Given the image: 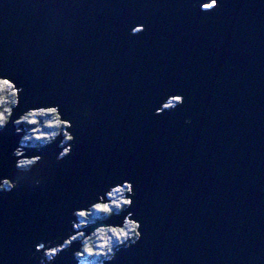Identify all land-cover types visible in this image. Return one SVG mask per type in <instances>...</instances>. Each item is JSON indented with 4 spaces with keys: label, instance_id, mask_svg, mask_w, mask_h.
<instances>
[{
    "label": "water",
    "instance_id": "95a60500",
    "mask_svg": "<svg viewBox=\"0 0 264 264\" xmlns=\"http://www.w3.org/2000/svg\"><path fill=\"white\" fill-rule=\"evenodd\" d=\"M205 2L0 0V75L24 89L13 119L59 105L76 130L60 164L56 145L28 150L47 161L40 187L0 193V264H40L73 210L124 181L142 239L112 264H264V0ZM15 133L0 134V177Z\"/></svg>",
    "mask_w": 264,
    "mask_h": 264
},
{
    "label": "clouds",
    "instance_id": "9594fccd",
    "mask_svg": "<svg viewBox=\"0 0 264 264\" xmlns=\"http://www.w3.org/2000/svg\"><path fill=\"white\" fill-rule=\"evenodd\" d=\"M199 6L200 11L211 13L219 7V0H208ZM145 31L143 25H137L131 29L129 36H140ZM23 94L22 86H18L12 78L0 75V134L11 125L16 129L15 134L21 135L18 146L11 153L15 160V171L9 176L0 177V193L15 191L23 180L31 181L33 187L41 186L43 177L40 176L39 170L47 161L43 155L29 156V149L39 151L40 148L56 145L58 149H62L55 157V163L60 164L72 155V145L76 143L74 124L65 118L59 105L30 107L18 118L13 119ZM185 101L186 97L180 94L169 96L154 115L174 112L182 107ZM91 115L90 111L84 113L85 119ZM192 123L191 119L185 120V124ZM22 129L27 131L22 133ZM135 195L132 183H115L109 185L102 194H97L95 199H90L86 206L73 210L71 230L61 232L47 245L40 243L37 246L36 251L42 252L40 264H55L62 253L72 250L74 244L79 245V250L73 252L78 264L87 261L112 264L120 249L131 248L142 239V224L134 218V213L129 211L134 206ZM121 216L123 219L119 223L109 222ZM89 229L91 231H88Z\"/></svg>",
    "mask_w": 264,
    "mask_h": 264
},
{
    "label": "trees",
    "instance_id": "16d2710c",
    "mask_svg": "<svg viewBox=\"0 0 264 264\" xmlns=\"http://www.w3.org/2000/svg\"><path fill=\"white\" fill-rule=\"evenodd\" d=\"M26 130V129H25ZM27 131V130H26ZM26 148H29V146H25ZM35 147H38V146H35ZM31 149H34V148H31ZM90 263L92 262V261H89ZM94 263H96V262H94Z\"/></svg>",
    "mask_w": 264,
    "mask_h": 264
},
{
    "label": "rangeland",
    "instance_id": "374dc122",
    "mask_svg": "<svg viewBox=\"0 0 264 264\" xmlns=\"http://www.w3.org/2000/svg\"><path fill=\"white\" fill-rule=\"evenodd\" d=\"M81 264V263H80ZM84 264H96V263H94V262H87V263H84Z\"/></svg>",
    "mask_w": 264,
    "mask_h": 264
}]
</instances>
